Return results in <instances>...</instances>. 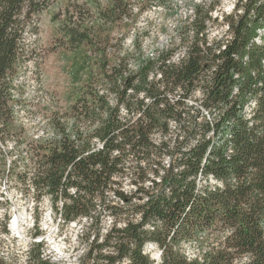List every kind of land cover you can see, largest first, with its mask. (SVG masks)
I'll use <instances>...</instances> for the list:
<instances>
[{
  "label": "trees",
  "instance_id": "1",
  "mask_svg": "<svg viewBox=\"0 0 264 264\" xmlns=\"http://www.w3.org/2000/svg\"><path fill=\"white\" fill-rule=\"evenodd\" d=\"M57 1L0 0V187L5 176L15 175L37 190L35 208L47 195L66 225L89 220L85 234L91 247L79 264H264V45L254 43L264 27V0H247L243 14L229 17L233 38L220 54L209 49L205 55L193 43L183 64L163 67L159 80L156 64L161 67L169 57L147 58L134 70L124 57H107L110 37L112 42L116 32L130 28L124 20L137 0H67L53 19L61 44L74 56L73 82L65 111L48 114L54 137L26 142L33 166L28 176L17 172L8 140L22 131L15 116L24 97L23 67L34 57L43 60L26 45V36L39 34L41 14ZM207 17L199 7L189 25L201 29ZM211 71V81L202 79L206 108L221 115L196 128L180 124L182 138L171 135L170 122L183 117L164 92L193 87ZM236 73L241 91L232 99ZM98 86H107L111 98ZM139 93L145 97L139 99ZM249 94L260 100L252 119L243 113ZM120 108L132 116L124 118ZM192 139L196 144L181 150ZM166 155L172 157L168 168L162 165ZM128 174L131 192L121 186ZM211 178L217 182L209 183ZM2 205L0 200V216ZM99 207L113 217L101 242ZM9 208L0 217L4 232ZM149 242L158 245L160 261L145 252ZM189 243L197 245L193 254ZM34 245L25 264H57L41 242ZM0 264L9 263L0 257Z\"/></svg>",
  "mask_w": 264,
  "mask_h": 264
},
{
  "label": "rangeland",
  "instance_id": "2",
  "mask_svg": "<svg viewBox=\"0 0 264 264\" xmlns=\"http://www.w3.org/2000/svg\"><path fill=\"white\" fill-rule=\"evenodd\" d=\"M66 2L67 0H58L50 9L44 11L40 18L39 34L29 33L25 39L26 45L30 49H34V56L41 57L43 60L39 63L34 57L33 59H36L37 62L33 59L28 60L23 67L19 82L23 86L24 97L16 108L15 116L16 124L22 127V131L8 140V149L13 151L17 172L21 174L26 172L28 176L31 175L33 166L26 154V142L38 139L50 140L54 137V130L48 117L50 110L55 109L61 113L65 111L67 96L73 82L74 76L70 65L74 62V56L66 48L67 45L61 44L57 29L58 23L53 19L54 13L64 7ZM144 2L145 0H137L134 3L131 15L124 20L130 25V28L125 34L122 31L116 32L112 42L110 37V48L107 52L110 61L112 54L124 57L128 67L133 70L138 68L140 61L147 58L157 59L159 55L174 57L177 52L188 47L190 41L194 40L196 36L193 33V28L189 24L186 28L185 23L189 22L185 13L191 5V0H149L147 7L141 11L139 7ZM204 12L206 13L205 10ZM223 25V22L218 20L210 25L214 31H219L215 38L224 34ZM184 28L186 30L180 35L178 29ZM262 32L261 39L264 43V31L262 30ZM158 63L154 71L156 68L158 69ZM98 90L111 98V92L107 86H98ZM182 91L178 89L167 92V94L172 97L180 96ZM138 97L142 99L145 96L143 93H139ZM112 99H114V95ZM193 100L199 102V98L193 97ZM145 101L149 102V99ZM186 107L188 106L186 105ZM207 110L210 111V114L217 112L215 109ZM120 114L124 118L132 116V114L131 116L127 114L123 108H120ZM182 124L188 123L183 122ZM169 127L171 135L178 134L182 138V129L180 130L178 124L171 123ZM159 137L160 135L156 134L154 138L159 140ZM188 143H185L184 146ZM101 144V142H95L94 147L99 148ZM166 158L168 159V156ZM127 162L128 165L132 164L131 159H128ZM132 179L130 174L121 179V186L127 192L135 189ZM200 183L201 185L206 184V179L202 178ZM36 195L37 190L34 189L30 181L20 182L15 175L5 176L2 180L0 200L4 202V205H2L1 213L4 216L6 208L10 207V218L7 224L8 232H4L1 225L4 219L0 218V257L9 264H25L31 249L35 247L34 243L41 242L45 250L44 254L51 261L57 264H79L91 247V241L85 234L86 231H89L90 221L83 218L66 225L60 214L52 210L49 196L45 195L41 203L37 204L38 208H35ZM108 199L114 200L115 197L109 193ZM98 213L102 218L100 224L102 231L99 240L101 242V237L105 230L110 228L113 217L111 211L102 207L98 208ZM36 215L39 216L38 222ZM17 216H20L22 223L18 233L10 227L12 219ZM135 217L138 218V214H135ZM37 231L41 232L38 236L35 235ZM93 232V230L90 232L91 235ZM186 248L190 254L197 251L195 243L187 244ZM145 252L153 260H159L160 249L156 243H148ZM121 264H128V260Z\"/></svg>",
  "mask_w": 264,
  "mask_h": 264
},
{
  "label": "built area",
  "instance_id": "3",
  "mask_svg": "<svg viewBox=\"0 0 264 264\" xmlns=\"http://www.w3.org/2000/svg\"><path fill=\"white\" fill-rule=\"evenodd\" d=\"M247 0H228V6L227 7H216V0H213V3L211 4H204L203 8L208 17L206 18L204 22V27L199 28L196 26V39L194 41V44L199 46L201 48V51L203 54L208 55V50L213 49L217 54H220L222 50L226 48L227 43L233 38V32L231 30V25L228 21L229 17H235L237 18L239 15L243 14L244 12V4L246 3ZM198 18V11L195 12L191 18L190 21H196ZM223 22V28H224V34H221L219 37L215 38V35L219 33V31H214L210 25L216 21ZM186 23V28L188 26V22ZM210 27V28H209ZM184 29H178L179 34H183ZM193 44V46H194ZM192 47H185L181 51L177 52L174 57L169 58L167 60L168 63H164L161 65V67L158 68L157 71V80L163 78V73L162 69L163 67L167 66H181L183 63H181L183 60H185L189 52L191 51ZM205 63H200L201 68H204ZM214 70V69H213ZM213 77V71L205 73L204 77H202L200 80H197L195 82V85L193 87L189 88H183V87H177L175 90H183L182 95L180 96H174L172 97L171 95L167 94V92H172V91H165L164 94L172 100V103L176 105L177 109L180 111L183 120L181 123L177 121H171V123H176L179 125L182 124L183 122H187L188 124H185L187 127H199L198 125L202 124L203 122H207L208 118H211L214 115H221L220 113H213V114H206V107H210L206 104L205 100L207 97V87H205V84H203L204 78H207L209 81L212 80ZM145 96V95H144ZM193 97L199 98V102L196 100H193ZM236 93L231 96L232 99H235ZM149 99V98H146ZM145 99V100H146ZM187 102V103H186ZM183 105V107H181ZM186 105L188 107H186ZM158 133H155L153 135V139L155 142L160 141L156 140L154 137ZM191 143H188V142ZM185 143H188V145L184 146ZM196 144V141L192 140H186L182 143L181 145V150H189L192 146ZM168 156V159L166 158ZM165 161V162H164ZM163 166L165 168H168L171 166L172 162V157L170 155H166L163 160ZM163 172V171H162ZM159 181V179H157ZM198 185V183H197ZM124 261V260H123ZM122 261V262H123ZM121 262V263H122ZM119 263V264H121Z\"/></svg>",
  "mask_w": 264,
  "mask_h": 264
},
{
  "label": "bare ground",
  "instance_id": "4",
  "mask_svg": "<svg viewBox=\"0 0 264 264\" xmlns=\"http://www.w3.org/2000/svg\"><path fill=\"white\" fill-rule=\"evenodd\" d=\"M211 3H213V0H191V5L187 9V12L185 13V17H188L189 18V22L190 23L188 22V24H191L193 22V21H190V20H191L193 14L198 11V8L199 7H202L203 8V5L204 4H211ZM227 6H228V0H216V7H227ZM189 26H191L193 28L192 29L193 30V33L196 34V32H195L196 28L193 27L192 25H189ZM262 30L264 31V27H262L261 29L258 30V34L254 38V43L257 44V45H264V43L262 42V39H261V36L263 34ZM190 32H191V30H190ZM195 39H196V36H195L194 40H191L190 41L191 43H190V45L188 47H190L194 43ZM263 66H264V59H263ZM234 78L236 79V83H235V85L233 87L232 94L236 93V96H238L239 93H240V91H241V89H240V82H241V79L242 78H241V75L239 73H236L234 75ZM260 86H261V83H260ZM246 99H247V102H246L245 106L243 107V113H244V116L247 119H252V117H253V115L255 113V110H257V107L259 105V101L260 100H259V98H257L256 96H254L252 94L247 95V98ZM209 112L210 111L207 110V108H206V114H209ZM250 123H252V121H250ZM211 182H213V183H211ZM216 182L217 181L214 178H211L210 179V183L211 184H215ZM19 217L17 216V218L15 220H13V222L11 223V226H10L11 229L13 231H15L16 233L20 232V228H21V225H22L21 219ZM160 256H161V253L159 255V259H160Z\"/></svg>",
  "mask_w": 264,
  "mask_h": 264
}]
</instances>
